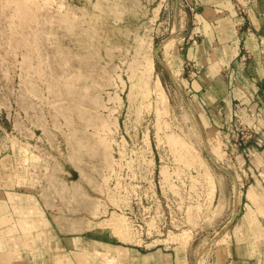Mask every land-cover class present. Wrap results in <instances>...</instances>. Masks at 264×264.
Here are the masks:
<instances>
[{"label":"rangeland","instance_id":"rangeland-1","mask_svg":"<svg viewBox=\"0 0 264 264\" xmlns=\"http://www.w3.org/2000/svg\"><path fill=\"white\" fill-rule=\"evenodd\" d=\"M188 15L181 0H0V152L64 232L179 247L186 264H264V135L238 117L230 136L202 125L172 63ZM173 136L196 156L180 159Z\"/></svg>","mask_w":264,"mask_h":264},{"label":"crops","instance_id":"crops-1","mask_svg":"<svg viewBox=\"0 0 264 264\" xmlns=\"http://www.w3.org/2000/svg\"><path fill=\"white\" fill-rule=\"evenodd\" d=\"M181 5L190 26L180 33L172 63L202 125L230 136L238 117L264 135V0H181ZM5 152H0V264H51L50 251L58 254L54 264H98L97 250H109L120 264H186L179 247L64 232L40 208L38 196L25 190L15 154Z\"/></svg>","mask_w":264,"mask_h":264},{"label":"bare ground","instance_id":"bare-ground-1","mask_svg":"<svg viewBox=\"0 0 264 264\" xmlns=\"http://www.w3.org/2000/svg\"><path fill=\"white\" fill-rule=\"evenodd\" d=\"M168 42V41H167ZM166 42V43H167ZM168 45L169 44H166V48L168 47ZM145 67H144V69H145V75H147V76H150L151 77V74L154 72V69H155V63H154V57L152 56V55H147L146 57H145ZM143 77V76H142ZM147 79V78H146ZM148 79H149V77H148ZM148 79H147V81H148ZM147 81L145 82V84H147ZM146 87L147 86H149V85H145ZM156 86H157V88H156ZM156 86H155V89H157V91H158V94H157V96H156V99H157V101H158V104H167V95H166V93H165V91H164V89H163V87H162V83H161V81L158 79L157 80V84H156ZM143 87H144V84H143ZM149 88V87H148ZM149 91H150V88H149ZM146 93V92H145ZM150 93V92H149ZM148 94V93H147ZM172 137V136H171ZM174 137V136H173ZM207 140V139H206ZM214 140V139H213ZM208 141H210L209 139H208ZM212 141V140H211ZM210 143V142H209ZM214 143V142H213ZM170 144H171V146H173V150H174V148L176 149V152H177V156L180 158V159H187V158H189V157H195L196 155H195V150L193 151L192 149L193 148H190L191 146L188 144V143H186V142H184V141H182V140H180V139H178L177 137L175 138H171V141H170ZM217 144H218V142H217ZM188 146H190V147H188ZM209 146V145H208ZM211 154H213L217 159H221V157H223L222 155L224 154V153H222L221 154V151H220V149L218 148V146H211ZM222 149V148H221ZM210 152V151H209ZM196 158H200V157H196ZM202 160V159H201ZM195 161V160H194ZM215 161V160H214ZM198 162V161H197ZM202 163V162H201ZM219 165V164H218ZM205 166V165H204ZM221 166V165H220ZM206 169H207V167H206ZM165 173V172H164ZM208 175L207 176H209V177H207V178H210L211 180H209L210 181V184H213L214 183V181L212 180V178H213V176H212V174L210 173V171L209 170H207V172H206ZM166 177V176H165ZM235 177H236V179H237V181H238V176H236V174H235ZM240 182V181H239ZM235 183V182H234ZM212 186V185H211ZM233 186H235V184L233 185ZM213 187H214V184H213ZM235 193V192H234ZM239 195L238 196H240V193H238ZM239 198V197H238ZM238 202V201H237ZM228 230H229V228L228 229H226V231L225 232H223L222 233V235H227L228 234ZM184 232V231H183ZM186 232V231H185ZM189 232V231H188ZM190 233V232H189ZM181 234H182V232H181ZM174 236H177V234H175ZM189 235H187V233H185L184 235L182 234V236L181 235H178L176 238H178L179 240H181V241H186V239H188L187 237H188ZM223 239V238H222ZM220 240V239H219ZM218 240V241H219ZM188 241V240H187ZM217 241V240H216ZM218 241L216 242V243H218ZM105 252V251H104ZM121 252V251H120ZM123 252V251H122ZM99 253V252H98ZM109 253V252H108ZM107 253V254H108ZM124 253V252H123ZM110 254V253H109ZM114 256V255H113ZM112 256V257H113ZM109 257H111L110 255H109ZM108 258L109 260H111L112 259V261H113V258ZM115 257V256H114ZM118 257V256H117ZM116 259V258H115ZM112 264V263H111ZM120 264V263H119Z\"/></svg>","mask_w":264,"mask_h":264},{"label":"water","instance_id":"water-1","mask_svg":"<svg viewBox=\"0 0 264 264\" xmlns=\"http://www.w3.org/2000/svg\"><path fill=\"white\" fill-rule=\"evenodd\" d=\"M176 1H177V4H178L179 3V0H176ZM156 55H157V53H156ZM213 163L215 164L216 167H218L221 170H223L225 173H227L233 179V181L235 182L236 195H238V193H239V182L237 181V179L235 177V174L233 172L227 170L224 166H220L219 167V165L217 163H215L214 161H213ZM236 217H237V215L234 217L233 221L230 222V225L234 222V220L236 219Z\"/></svg>","mask_w":264,"mask_h":264}]
</instances>
